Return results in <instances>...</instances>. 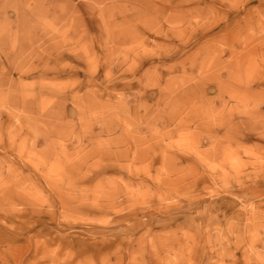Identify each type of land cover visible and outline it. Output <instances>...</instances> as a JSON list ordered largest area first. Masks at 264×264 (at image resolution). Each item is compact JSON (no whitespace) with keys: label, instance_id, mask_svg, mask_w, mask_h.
Masks as SVG:
<instances>
[{"label":"rangeland","instance_id":"rangeland-1","mask_svg":"<svg viewBox=\"0 0 264 264\" xmlns=\"http://www.w3.org/2000/svg\"><path fill=\"white\" fill-rule=\"evenodd\" d=\"M0 264H264V0H0Z\"/></svg>","mask_w":264,"mask_h":264}]
</instances>
